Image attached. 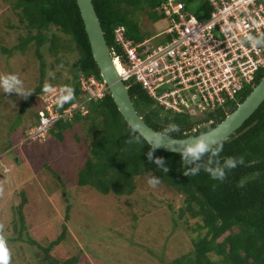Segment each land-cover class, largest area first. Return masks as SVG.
Returning a JSON list of instances; mask_svg holds the SVG:
<instances>
[{"label":"trees","instance_id":"1","mask_svg":"<svg viewBox=\"0 0 264 264\" xmlns=\"http://www.w3.org/2000/svg\"><path fill=\"white\" fill-rule=\"evenodd\" d=\"M157 3L158 0H91L107 48L120 54L112 37V31L118 25L125 28L128 38L141 41L144 37L138 34L130 16L134 10L146 7L147 18L156 22L162 19L155 13ZM9 6L20 24L35 31L34 35L18 37L16 48L24 52L32 47L40 70L43 64L39 50L43 45L47 46L46 51L56 64L66 55H75L68 70L69 76L62 80L63 88L74 90V99L63 102L61 109L78 100L80 75L93 76L101 82L74 0H11ZM49 26L54 30L48 34L45 31ZM64 60L66 64V58ZM260 77L261 72L257 73L254 84ZM40 83L41 78L32 94L21 101V112L28 102L39 106L30 117L29 127L37 123L40 94L51 87L50 83L45 86ZM249 89L240 92L238 104L250 92ZM126 90L135 112L152 130L162 133L170 123L179 125V131L172 134L173 138L209 131L236 107L234 102H226L224 106L214 108L203 119L212 121L196 129L186 113L172 115L162 111L138 84H127ZM86 110L85 115L75 111L69 120L56 122L46 134L47 138L61 142L64 133L72 126L80 122L86 124L87 146L82 153L83 162L74 169L72 180L75 186L89 187L102 195L128 196L136 188L135 178L150 174L160 178V185L182 196L178 217L186 215L195 220L190 251L163 264H264V101L237 130L221 141L222 159H244V163L229 171L223 181L213 180L203 171L186 177L180 154L156 150L154 158H163L169 168L166 174L159 170L147 159L151 147L141 138L139 143H127L135 133L125 124L107 91L102 99L87 103ZM26 131L21 135L24 136ZM21 201L24 203L23 198ZM64 233L62 225L60 234L45 248L37 245L42 251L40 264H77L75 256L56 260L49 255V251L63 240Z\"/></svg>","mask_w":264,"mask_h":264},{"label":"rangeland","instance_id":"2","mask_svg":"<svg viewBox=\"0 0 264 264\" xmlns=\"http://www.w3.org/2000/svg\"><path fill=\"white\" fill-rule=\"evenodd\" d=\"M10 1L0 0V76L15 74L31 93L40 78L42 86L50 83L64 91L62 80L69 76L75 55H66V64L65 58L56 64L43 45L40 70L32 47L24 52L16 48L18 37L35 31L19 23ZM197 5L194 2L191 8ZM144 10H131L130 19L153 46L166 22L151 21ZM53 30L49 26L45 32ZM22 99L0 88V224L11 264H40L42 251L37 245L45 248L62 225L63 240L49 251L56 260L75 256L77 264H163L190 251L195 220L178 217L183 202L179 193L160 184L151 187L150 174L135 178L136 188L128 196L102 195L75 186L74 169L83 162L87 146L86 124L72 126L61 142L47 137L27 141L30 117L39 106L28 102L21 112ZM188 116L200 114L190 110Z\"/></svg>","mask_w":264,"mask_h":264},{"label":"built area","instance_id":"3","mask_svg":"<svg viewBox=\"0 0 264 264\" xmlns=\"http://www.w3.org/2000/svg\"><path fill=\"white\" fill-rule=\"evenodd\" d=\"M155 11L166 25L153 46L149 38H128L122 26L112 31L120 54L107 50L126 88L138 84L172 115L209 113L253 88L257 72L264 71V45L253 48L245 36L264 35V0H158ZM78 91V100L62 109L61 89L42 92L37 123L26 140L44 141L56 122L69 120L75 111L85 115L87 103L102 99L107 88L93 76L80 75Z\"/></svg>","mask_w":264,"mask_h":264},{"label":"water","instance_id":"4","mask_svg":"<svg viewBox=\"0 0 264 264\" xmlns=\"http://www.w3.org/2000/svg\"><path fill=\"white\" fill-rule=\"evenodd\" d=\"M74 2L83 25L92 60L97 68L101 82L106 86L117 112L129 129L132 130V127L135 126V134H138L149 147L155 146L153 143L157 139L159 132L149 128L135 112L128 97L126 87L119 80L116 67L109 56L91 0H74ZM263 101L264 73L243 101L210 130H213L214 135L218 139L221 141L225 140L242 125ZM196 136L174 138L172 144L164 140L156 148L158 151L164 153L179 154L178 147L180 142H185Z\"/></svg>","mask_w":264,"mask_h":264},{"label":"clouds","instance_id":"5","mask_svg":"<svg viewBox=\"0 0 264 264\" xmlns=\"http://www.w3.org/2000/svg\"><path fill=\"white\" fill-rule=\"evenodd\" d=\"M245 40L249 42L253 48L264 45V35L260 37L246 35ZM259 72H261V76L264 73V71H258L257 73ZM124 85L126 87V84ZM255 85L256 84H254V86ZM0 88H2L6 94H17L24 99H27V97L32 94L31 92L24 89L23 82L15 74H5L0 76ZM251 89L252 88H250L249 91H251ZM72 99H74V90L71 88L64 89L62 95L60 96V101L68 102ZM132 131L135 133V126L132 127ZM178 131L179 125L175 123L168 124L162 133L157 134V139L153 143L155 146L151 147V150L146 154L147 159L154 163L157 168L165 174L169 171L167 162L163 158H154L153 154L157 150L156 146L160 145L164 140H167L170 144H172V140L174 139L172 134ZM139 142L140 136L138 134L132 135L130 139L127 140V143ZM178 151L181 157L182 165L185 168L183 175L186 177L190 175H198L201 171H203L207 173L213 180L223 181L227 178V173L229 171L244 163L243 157L221 158L223 143L214 135L213 130L201 133L199 136L193 137L185 142H180ZM159 183L160 178H157L153 175L150 176L148 184L151 187H156ZM3 231L4 226L0 224V264H11V252L7 247V242L3 235Z\"/></svg>","mask_w":264,"mask_h":264},{"label":"flooded vegetation","instance_id":"6","mask_svg":"<svg viewBox=\"0 0 264 264\" xmlns=\"http://www.w3.org/2000/svg\"><path fill=\"white\" fill-rule=\"evenodd\" d=\"M260 80V79H259ZM244 92H247V88H245L244 89ZM247 96V93L244 95V98ZM236 105L235 106H237V104H238V100L236 101V102H234ZM228 110V109H227ZM199 114H200V116H198V117H195V118H190L189 116V118H190V120L192 121V122H194L195 123V126H194V128H200L201 126H203V125H207V124H209L212 120L211 119H208V120H205V121H203V119H205L206 118V113H204L203 111L202 112H199ZM188 115V114H187ZM192 130V129H191ZM207 132V131H206ZM196 136V135H195ZM192 137V136H191Z\"/></svg>","mask_w":264,"mask_h":264}]
</instances>
